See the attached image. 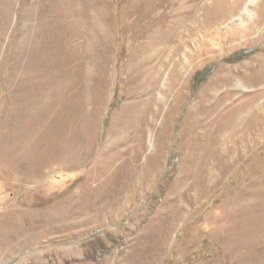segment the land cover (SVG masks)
I'll use <instances>...</instances> for the list:
<instances>
[{
    "label": "rangeland",
    "instance_id": "374dc122",
    "mask_svg": "<svg viewBox=\"0 0 264 264\" xmlns=\"http://www.w3.org/2000/svg\"><path fill=\"white\" fill-rule=\"evenodd\" d=\"M152 1L0 0V264H264V141L244 142L241 152L214 150L195 119L217 70L264 53V19L245 35L234 28L264 14V5L244 20L249 0H227L229 18L206 30L181 72H163L167 91L156 89L149 100L155 108L165 102L142 117L146 105L129 103L147 82L135 61ZM49 3L55 23L46 33L54 39L41 41L49 55L38 69L52 71L40 80L50 88L32 113L24 101L34 89L22 94L19 79L28 58L19 50L34 36L16 8L40 15ZM130 122L143 130L128 128L130 139L120 140V126ZM79 124L85 144L73 158ZM106 150L124 152L111 162L99 158Z\"/></svg>",
    "mask_w": 264,
    "mask_h": 264
},
{
    "label": "bare ground",
    "instance_id": "6f19581e",
    "mask_svg": "<svg viewBox=\"0 0 264 264\" xmlns=\"http://www.w3.org/2000/svg\"><path fill=\"white\" fill-rule=\"evenodd\" d=\"M40 4H41V2H40ZM262 4L264 5V0H249L245 4V11L246 12L244 13V20L245 19L247 20L248 16L251 14V12L256 8L259 9L262 6ZM148 5H149L148 9H147L146 13H144L145 17H147V19H145V23H146V30H145V32H146L145 33V35H146V46H144L145 48H143V49H145L144 51H142V52L140 51L141 53H139L140 55L137 57V59L135 61L138 64L137 65L135 63V66L137 65V67L135 69H137L139 66L144 65L145 71L148 72V77H147V82L141 87V91L138 92L137 94L136 93L132 94V100L129 103V106H131L133 110L137 109L141 104L146 105L143 108L144 112L142 113V117H143V115L144 116L147 115L149 112H151L154 116L156 113H158L160 111L161 104H163V102H165V100L163 98H162V100H158L156 98L159 102V105L155 108L152 106V104L150 103V100H149L152 98L154 99L156 97V96L154 97L156 89H162L163 91H167V89H163V88H161L162 86H160V81H161L162 75L164 74L163 72L166 71V69H168V68H169V70H172L173 68H175L178 70L177 72H181L180 69L185 68L184 59H191L199 53L197 44L200 40V37L206 33V30L208 28L216 29L215 27L218 26L221 22L225 21L227 18H229V16L232 13V7L230 4H228L227 0H222L221 2L220 1L218 2L217 0H153L152 3H149ZM38 6H40V5H38ZM8 7L11 8L10 2L6 1V3L4 4V9H6ZM16 9H17V11H19V16L21 14L20 18L22 19V21L24 19L27 21L29 20V22H28V27H29L28 31L29 32L27 30L26 31H27V34L29 33L30 35L34 36V42L29 43V46H28L29 48L23 49V50L18 49L19 51H23L22 54L24 57L28 58V62L26 64H23L22 75L21 76L18 75L20 81L22 82L21 86L24 89V92L22 94H27L26 91L28 89L27 88L28 86H30V88L34 89V92H32L33 97L30 100L25 99V101H24L27 103L26 104L27 107L23 106V105H22V107H24V109L26 107L27 110H29L33 113L37 110V107L42 106L43 102H45V99L47 100V98H48L47 96H48V91H49L50 85L45 84L44 83L45 81L43 79L46 78L48 76L49 72H52V71L47 72V71H43L42 69L39 70L38 67H39L40 63H38V62L41 61L47 55H49L48 48L44 44L40 46L41 41H45L46 43H50L51 42L50 40L54 39L53 33L47 34L46 32L48 31V29H52L53 27H51V26L55 23L53 20L55 18V16L53 15L55 6L51 3H49L48 6L43 8L40 15L37 12H35V7L33 8L30 6L27 9L26 8L21 9V7L19 5V7L17 6ZM36 9H37V7H36ZM257 12H258V10H257ZM260 14L261 15H257L255 18L252 17L253 19L249 20L250 22L246 23L245 26L234 25V28L237 31V34H240V35L244 34L245 35L247 33L253 32L254 30L257 31V29H255V28L264 19V14H262V13H260ZM68 16L69 15H66V16L64 15L63 17L66 18ZM4 20H6V19L4 18ZM32 20H33V22H32ZM82 22H83V20L81 19V23ZM25 29H26V27H25ZM22 30H24V29H22ZM26 31H25V34H26ZM80 31H81V29H80ZM20 33H22V32L20 31ZM25 36H27V35H25ZM29 36H27L28 39H30ZM2 37H3V35L1 36V39H2ZM64 37H66V36H64ZM235 38H236V35H235ZM235 38H233V39H235ZM248 40H250V39H248ZM27 42H28V40H27ZM19 43H22V42L20 41ZM194 46H195V48H194ZM44 55H46V56H44ZM57 55H58V53H57ZM54 60H57V59H54ZM46 61H47V59H46ZM51 64H53V66H55L54 62ZM47 67L48 66L46 65V68ZM131 68L133 69V67H131ZM54 70H55V68H54ZM33 73L34 74L36 73V75L40 76L39 77L40 79L37 78V79L30 80V77L34 76ZM138 73H139V71H138ZM51 75H52V73H51ZM62 78H64V77H62ZM41 79L44 82L40 81ZM46 80H48V79H46ZM60 82H58L59 85L61 84ZM63 82L65 83V81H63ZM64 83H62V84H64ZM64 87H66V86H64ZM60 88H61V86H60ZM168 88H169V86H168ZM243 88H244V90H243ZM31 90H29V91H31ZM29 91H28V93H29ZM30 96H32V94ZM26 98H28V97H26ZM26 100H29V101H26ZM235 102H237V103L234 105ZM30 104H33L34 106L30 107ZM214 104H217L216 108H214ZM55 107H56V104H55ZM40 109L41 108H39V110ZM43 109H45V108H43ZM53 109H54V107H53ZM21 111H20V113H21ZM57 112H55V113H57ZM24 113H23V115L25 117L29 116L28 115L29 113L28 114L27 113L24 114ZM40 114H42V113H40ZM47 115H49V114H47ZM58 115H60V114H58ZM23 119H24V117H23ZM46 119H47V116H46ZM195 119L197 121V125L203 128L202 132H203L204 136H207L209 138V140H211L212 142L215 143L214 150L216 149V150L222 151L224 153L230 152V151H232V152L233 151H240L241 152L242 150L247 149V146H245L246 143H244V142H249V141H253V142L260 141V142H262V141H264V53L256 54V55L252 56V58L249 61L241 63L240 65H235V66L230 65V66H227V67H224L222 69L217 70L213 74V76L210 78V80H208V82L206 83L205 88L202 90V94H200L199 100L196 103ZM57 122L58 121H56V123ZM128 128H130L131 130H135L137 132L143 130L140 128H135L133 123H131V122L128 125L122 124L120 126V129L124 132H122L123 135L120 138V140L130 139L129 137L126 136V133H125ZM83 130H84L83 125L79 124L76 128V135L78 134V137H77L78 140H76L75 142H72L70 144L68 153L73 158L81 156L82 148H84V147H82L83 143H84L83 140L85 139ZM23 133L25 135L26 132H23ZM69 134H71V132ZM22 137H23V135H22ZM140 137H142V136H140ZM58 138H59V136H58ZM36 141H35V143H36ZM64 146L65 145H63V147ZM67 146H69V145L67 144ZM30 148H32V147H30ZM65 148H66V146H65ZM208 148H210V147H208ZM45 149H46V147H45ZM29 151H31V150H29ZM39 151H40V149H39ZM32 152L34 153V151H32ZM113 152H111L112 155H110L108 150L102 151L101 153H99V155H100L99 158L100 157L101 158L107 157V158H109V161L114 162L115 160H117L121 157V155L123 154L124 151L123 150H117L114 153ZM42 153H45V151ZM235 153H237V152H235ZM30 154H31V152H30ZM118 170H120V169H118ZM93 172H95V171H93ZM109 191L112 194V191L111 190H109ZM105 194L106 193H104V195ZM104 197H106V196H104ZM107 197H108V195H107ZM97 198H95V199H97ZM100 198H102V196ZM82 210H84V209H82ZM29 223H31V222H29ZM24 225H26V224L24 223ZM18 227H20V226H18ZM22 228L24 230L25 228H27V225H26V227H23V225H22ZM26 230L27 229H25V232L27 233ZM7 232H9V231H7ZM20 232H21L20 230L14 231L15 234H19ZM8 234L9 233H7V235ZM10 234L12 235V233H10ZM27 235H29V234H27ZM15 236L13 235L12 237L15 238ZM8 237H9V235H8ZM7 238H4V239H7ZM10 240H12V239H10ZM2 241H0V242H2ZM4 246H6V245H4Z\"/></svg>",
    "mask_w": 264,
    "mask_h": 264
}]
</instances>
